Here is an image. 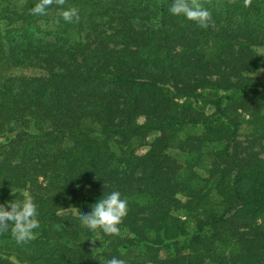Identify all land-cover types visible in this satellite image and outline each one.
Segmentation results:
<instances>
[{
  "label": "trees",
  "instance_id": "obj_1",
  "mask_svg": "<svg viewBox=\"0 0 264 264\" xmlns=\"http://www.w3.org/2000/svg\"><path fill=\"white\" fill-rule=\"evenodd\" d=\"M37 2L0 0V134L21 127L0 143V204L27 192L40 222L27 243L0 233V264H264V159L237 139L239 112L264 138V0H200L206 29L172 15V0H66L78 22L57 5L30 14ZM29 67L44 74L12 72ZM169 148L187 150L190 168ZM113 191L156 214L123 244L79 218Z\"/></svg>",
  "mask_w": 264,
  "mask_h": 264
},
{
  "label": "clouds",
  "instance_id": "obj_2",
  "mask_svg": "<svg viewBox=\"0 0 264 264\" xmlns=\"http://www.w3.org/2000/svg\"><path fill=\"white\" fill-rule=\"evenodd\" d=\"M66 0H38L30 9L32 15H47V9L53 5L61 7L59 15L66 22L79 21V10L76 7L64 9ZM251 0H244L247 7ZM169 12L175 16H184L190 21L196 22L201 28H208L214 25L212 13L201 4L200 0H172ZM14 195V193H13ZM92 211L82 214L80 211V221L86 228L97 231L102 230L111 236L121 235L119 227L128 213L127 198H122L119 191H113L107 196H103L96 204L92 205ZM10 208V210H8ZM38 206L34 199L25 192L22 200L15 199L6 204H0V233L11 231L17 243H27L36 239V229L40 227L38 219ZM95 242V240H93ZM105 264H126V261L113 257Z\"/></svg>",
  "mask_w": 264,
  "mask_h": 264
},
{
  "label": "rangeland",
  "instance_id": "obj_3",
  "mask_svg": "<svg viewBox=\"0 0 264 264\" xmlns=\"http://www.w3.org/2000/svg\"><path fill=\"white\" fill-rule=\"evenodd\" d=\"M254 50L258 54L264 55V47H256ZM12 72L14 74H26V75L44 74V71L42 69H39L36 67L14 68L12 70ZM239 114L243 119V122H242L241 126L239 127L238 136H237L238 141L241 143L240 153H242V151L244 153H246V151H248V152H251L253 154H256L259 158L264 159V138L255 140L250 135V126L245 122L246 119L248 118L247 114L243 113V112H239ZM14 128H15V131L13 133L6 134V135L0 134V143H5L6 140L8 138H10L11 136H13L14 133L17 130H19L21 127L19 125H16ZM189 132L192 134H198L201 132V127L196 126L194 129L190 130ZM158 136H159V132L153 131V132L148 134L145 142L150 143V142L154 141ZM111 145H112V147H114V149L116 151H118V145L116 142H112ZM215 147H216L215 144H207V145L203 146L202 151L203 152L208 151V150L212 151ZM142 151H139V153H142ZM167 153L170 155V157L172 159H174L177 162V164L182 168V170H184V168H190V164L186 162L188 154H189L187 150H182V149H177V148H169L167 150ZM193 155H195L194 158L192 159L193 161L195 160V161H197V163H200L201 165H205V166L209 165V160H210L209 156H205L203 154H202V157L199 156L198 154L197 155L193 154ZM3 157H4V155L0 153V163L3 162V160H4ZM33 160L34 159L32 157L19 156L14 161H11V163H13V164L14 163L33 164ZM37 164H38V161H36L35 165H37ZM192 169H193V172L196 173V176L197 175L202 176V177L207 176L206 168L204 166H194ZM128 174L130 177H132V179H134V180L136 179L132 184L139 186V183L137 181H138V178L140 177V171L136 170L132 173L128 172ZM175 197L177 199H179L182 203H184L187 199L186 197H184L180 193H176ZM144 203H145V199L139 198L138 204H136L134 206H128L127 216L123 219L122 224L119 226L121 228V235H119V236L113 235V237H112V238L116 237V239H117L115 241L116 243L123 244L129 239L137 238L132 229L136 226L141 227L144 224V221L149 222L156 215V214H153L149 209L145 208ZM173 214L178 216L181 220H184L183 210L177 209L173 212ZM185 227L189 228V227H191V224L186 223ZM161 252H163V251H161ZM16 263L21 264L18 262H16ZM198 264H216V263L210 262L207 259H203ZM224 264H239V263L227 261Z\"/></svg>",
  "mask_w": 264,
  "mask_h": 264
}]
</instances>
